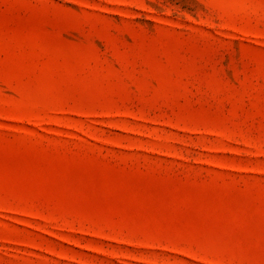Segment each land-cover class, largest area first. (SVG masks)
Wrapping results in <instances>:
<instances>
[{
	"label": "rangeland",
	"instance_id": "374dc122",
	"mask_svg": "<svg viewBox=\"0 0 264 264\" xmlns=\"http://www.w3.org/2000/svg\"><path fill=\"white\" fill-rule=\"evenodd\" d=\"M0 264H264V0H0Z\"/></svg>",
	"mask_w": 264,
	"mask_h": 264
}]
</instances>
